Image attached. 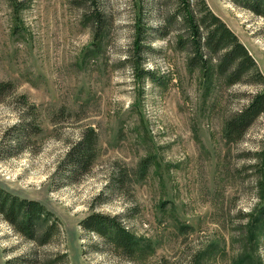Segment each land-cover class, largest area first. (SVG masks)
<instances>
[{"label": "rangeland", "instance_id": "374dc122", "mask_svg": "<svg viewBox=\"0 0 264 264\" xmlns=\"http://www.w3.org/2000/svg\"><path fill=\"white\" fill-rule=\"evenodd\" d=\"M17 1L14 13L0 0V82L14 88L0 98V188L41 203L56 227L40 243L43 229L28 240L0 215V264H264V113L225 137V122L264 93V18L241 0H187L254 60L259 78L227 85L208 52L205 77L189 65L179 0ZM18 94L41 128L21 151L8 143ZM88 127L95 158L69 177V146ZM91 214L117 218L133 255L84 230Z\"/></svg>", "mask_w": 264, "mask_h": 264}, {"label": "trees", "instance_id": "16d2710c", "mask_svg": "<svg viewBox=\"0 0 264 264\" xmlns=\"http://www.w3.org/2000/svg\"><path fill=\"white\" fill-rule=\"evenodd\" d=\"M9 2L14 13L22 9V1L9 0ZM201 4L203 10L206 11L204 16L196 20L190 12L187 0H179L178 3V9L181 8L179 10L186 11H183L184 18L194 53L189 65L199 66L203 77H205L208 68V59L204 58L202 54V51H205L212 58H217L215 71L219 76H225L227 85L244 82V80L247 82L248 78L253 75L259 78L254 60L247 49L238 41L225 23L211 11H208L203 3ZM241 6L264 18V0H241ZM94 14V22L98 24V13ZM141 27V25L137 26L136 38L133 42L135 52H138L141 47ZM146 74L149 72L146 71ZM7 89L13 90L14 88L8 82H0V98L6 94ZM15 99L14 112L17 120L13 129L17 132L15 137L8 140V143L21 151L27 139L30 136L37 137L41 133V128L38 124L37 107L29 101L25 94H18ZM262 113H264V93L259 92L250 98L246 106L225 122L226 139L232 141L242 138L247 129ZM96 141L95 130L88 127L83 131L79 141L70 144L66 155L69 168L67 175L69 177L75 178L90 168L95 158ZM0 215L28 240H34L36 232L43 229L41 236L38 237L40 243L48 241L56 227L51 219V213L41 203L20 198L2 188H0ZM81 226L84 230L97 234L106 243L121 251L122 254L128 257L133 255L137 241L118 222L117 218L91 214L81 221Z\"/></svg>", "mask_w": 264, "mask_h": 264}]
</instances>
